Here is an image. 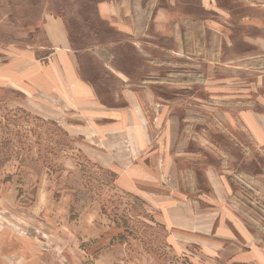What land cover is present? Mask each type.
<instances>
[{
	"label": "rangeland",
	"instance_id": "obj_1",
	"mask_svg": "<svg viewBox=\"0 0 264 264\" xmlns=\"http://www.w3.org/2000/svg\"><path fill=\"white\" fill-rule=\"evenodd\" d=\"M245 115L264 0H0V264H264Z\"/></svg>",
	"mask_w": 264,
	"mask_h": 264
},
{
	"label": "crops",
	"instance_id": "obj_2",
	"mask_svg": "<svg viewBox=\"0 0 264 264\" xmlns=\"http://www.w3.org/2000/svg\"><path fill=\"white\" fill-rule=\"evenodd\" d=\"M62 23L63 22H61V21H55V20H51V21L48 20L45 23L44 32L47 35V37L49 38V40L50 39L53 40V37H54L55 39H58V41L61 40L60 42L66 41V34H65L64 26ZM53 28L56 29L55 36L52 34ZM55 39H54V41H55ZM59 45L63 46V44H60V43L58 44V46ZM66 54L68 55V53H66ZM59 55H60V53H59ZM61 56L65 57L66 60L64 61V59H63L62 64L60 62V65L62 66L65 63L66 67H68V64H67L68 63V57L65 56L63 53H61ZM64 75L66 78L67 74H64ZM50 76H52V74ZM38 77H39L38 80L36 78L37 81H42V82L44 81V78H42V76L39 75ZM54 80L57 82L56 78H54ZM54 80H53V83L55 82ZM66 80H67L66 82L68 83L67 85L69 87H71V90L73 89V91H72L73 93L71 96L67 95L66 89H62L61 84H60V89H59V87H57V85H54L53 83L50 84L51 86L53 85L52 88H55V87L58 88V91L54 90L55 93L52 92V95H55V98H57V102L60 99L65 98V100L67 99L66 103L68 106H75V104H79V102L86 104V105H90V101H95L94 100L95 94L89 92L87 88H84V89H86L85 91H87L86 93L82 91L84 86L82 85V83H80L79 78H77L75 76H71V80H68V79H66ZM44 87H46V86H44ZM36 88L38 90L42 89L39 86H37ZM226 119L228 120V122L231 120L229 115L226 116ZM238 119H241V121L244 123V125H242V126H243V129H245L247 131V134L248 133L251 134V135L248 134L249 143L253 147L251 150L255 151V152L264 151V134L262 133L261 129H259L258 124L255 122L253 117L251 118V116L248 115V118H247V116L245 115L244 118L242 116L241 118H238ZM244 175H247V174H244ZM258 179L264 183V174L259 175ZM229 210L232 211L231 209H229ZM235 233L237 234V236L239 238L243 239L244 232L239 233L238 231H235Z\"/></svg>",
	"mask_w": 264,
	"mask_h": 264
}]
</instances>
